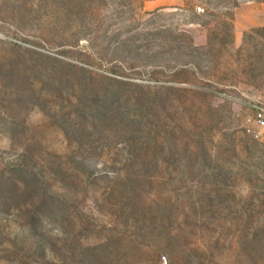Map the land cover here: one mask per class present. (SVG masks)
I'll return each instance as SVG.
<instances>
[{
  "label": "rangeland",
  "instance_id": "obj_1",
  "mask_svg": "<svg viewBox=\"0 0 264 264\" xmlns=\"http://www.w3.org/2000/svg\"><path fill=\"white\" fill-rule=\"evenodd\" d=\"M264 0H0V264H264Z\"/></svg>",
  "mask_w": 264,
  "mask_h": 264
},
{
  "label": "built area",
  "instance_id": "obj_2",
  "mask_svg": "<svg viewBox=\"0 0 264 264\" xmlns=\"http://www.w3.org/2000/svg\"><path fill=\"white\" fill-rule=\"evenodd\" d=\"M241 129L254 141L264 143V104H254L244 116Z\"/></svg>",
  "mask_w": 264,
  "mask_h": 264
}]
</instances>
